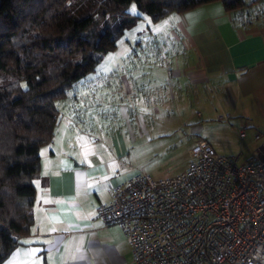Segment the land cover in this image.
I'll return each mask as SVG.
<instances>
[{
  "label": "crops",
  "instance_id": "obj_1",
  "mask_svg": "<svg viewBox=\"0 0 264 264\" xmlns=\"http://www.w3.org/2000/svg\"><path fill=\"white\" fill-rule=\"evenodd\" d=\"M176 15L170 28L174 40L164 43L168 50L160 48L162 58L138 60L125 71L114 68L88 81L87 88L74 93L86 104L78 110L87 114L95 106L87 103L90 100L98 105L110 101V106L122 110L127 134L137 140L162 136L154 125L159 110L168 115L173 105L181 104L180 111L187 113L190 99L200 104L211 101L220 120L226 119L223 124L239 133L243 144L239 160L246 162L264 142V17L259 14L243 23L221 2ZM150 32L159 37L162 31ZM157 65L163 72L161 82L154 73ZM144 66L151 68L145 88L138 76ZM82 115L65 113L53 140L42 146L34 223L1 264H132L129 239L120 226H105L97 211L111 200L114 186L131 178L121 175L128 137L107 132L104 122L86 125ZM203 139L217 152L237 156L238 147L227 152L213 135Z\"/></svg>",
  "mask_w": 264,
  "mask_h": 264
},
{
  "label": "trees",
  "instance_id": "obj_2",
  "mask_svg": "<svg viewBox=\"0 0 264 264\" xmlns=\"http://www.w3.org/2000/svg\"><path fill=\"white\" fill-rule=\"evenodd\" d=\"M212 2L243 23L264 17L261 0H0V264L34 223L35 177L56 133V101L144 15L159 21ZM132 4L140 14L129 12Z\"/></svg>",
  "mask_w": 264,
  "mask_h": 264
},
{
  "label": "built area",
  "instance_id": "obj_3",
  "mask_svg": "<svg viewBox=\"0 0 264 264\" xmlns=\"http://www.w3.org/2000/svg\"><path fill=\"white\" fill-rule=\"evenodd\" d=\"M189 153L177 176L114 186L97 209L105 226H120L132 264H264V142L246 162L206 139Z\"/></svg>",
  "mask_w": 264,
  "mask_h": 264
},
{
  "label": "rangeland",
  "instance_id": "obj_4",
  "mask_svg": "<svg viewBox=\"0 0 264 264\" xmlns=\"http://www.w3.org/2000/svg\"><path fill=\"white\" fill-rule=\"evenodd\" d=\"M129 12L133 14L141 13L136 4L131 5ZM176 19V12L166 15L159 21H154L151 16L144 15L137 25L128 29L119 39V45L115 51L102 54L106 59L97 66L95 72L89 74L74 89L68 91L65 97L58 99L55 103L60 111L59 123H61L63 115L67 112L77 113L78 116L84 113L82 118L87 122L86 125L92 122H104L107 132H120L123 138L128 137V152L123 155L121 160V175L123 177H132L140 172L149 174L156 180L177 176L184 172L190 164V148L194 147L200 138H208V135H213L216 142L227 152L234 147H238V155L242 150L243 144L239 133H235L223 124L226 119L220 120L217 115L216 103H211V101L208 104H200L192 98L190 99L192 101L189 106L190 110L187 113L180 111V107L184 109L181 104L173 105L174 111L168 113V115L159 110L158 115L154 117V125L157 131L163 132L162 136L138 137L137 140L127 134L128 127L125 118L122 117V110L119 111L117 108L110 106V101H107L105 105H98L95 101L90 100L87 103H94L95 106L88 110L87 114L86 110H78L81 109L82 104L84 106L86 104L84 101L75 99L74 93L78 88L80 90L87 88L88 81L94 80L98 75L109 72L114 68L125 71L129 67H134L135 62L138 60L143 62L149 57L162 58L160 48H165L163 47L164 43L166 45L170 44L169 39L174 40L170 34V28L175 25ZM151 30L152 32H162L157 37L150 34ZM165 50H168V48L163 49V51ZM100 54L97 53L98 56ZM153 68H155L154 73L160 76L158 82H161L163 76L161 67L157 65ZM150 69L144 66L143 69L138 71V76L145 82L142 85L143 88L147 87L146 83L149 85V77L147 76ZM157 75H155V78H157ZM199 112L204 113L203 117L199 116ZM166 116L169 118L168 124L171 126L169 128L165 122Z\"/></svg>",
  "mask_w": 264,
  "mask_h": 264
}]
</instances>
